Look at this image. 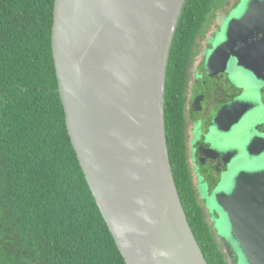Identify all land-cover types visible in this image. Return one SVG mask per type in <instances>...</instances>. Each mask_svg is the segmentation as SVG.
<instances>
[{
    "label": "water",
    "instance_id": "95a60500",
    "mask_svg": "<svg viewBox=\"0 0 264 264\" xmlns=\"http://www.w3.org/2000/svg\"><path fill=\"white\" fill-rule=\"evenodd\" d=\"M187 0H55L52 46L68 132L126 264H208L181 201L165 84ZM228 24L239 66L264 81V0ZM215 207L232 264H264V172ZM234 245V246H233ZM235 247V248H234Z\"/></svg>",
    "mask_w": 264,
    "mask_h": 264
},
{
    "label": "trees",
    "instance_id": "16d2710c",
    "mask_svg": "<svg viewBox=\"0 0 264 264\" xmlns=\"http://www.w3.org/2000/svg\"><path fill=\"white\" fill-rule=\"evenodd\" d=\"M225 2L186 1L166 97L172 61L186 56L187 43ZM54 4L0 0V264H126L68 132L52 46ZM177 187L208 264H232L192 186Z\"/></svg>",
    "mask_w": 264,
    "mask_h": 264
},
{
    "label": "flooded vegetation",
    "instance_id": "af4514ba",
    "mask_svg": "<svg viewBox=\"0 0 264 264\" xmlns=\"http://www.w3.org/2000/svg\"><path fill=\"white\" fill-rule=\"evenodd\" d=\"M231 1L187 43L186 56L172 61L164 100L176 184L192 186L225 243L215 196L231 194L242 175L264 172V81L239 66L236 43L227 37L229 22L248 14L252 0Z\"/></svg>",
    "mask_w": 264,
    "mask_h": 264
},
{
    "label": "rangeland",
    "instance_id": "374dc122",
    "mask_svg": "<svg viewBox=\"0 0 264 264\" xmlns=\"http://www.w3.org/2000/svg\"><path fill=\"white\" fill-rule=\"evenodd\" d=\"M233 1V0H232ZM231 1V2H232ZM176 34V33H175ZM251 77H252V79L253 80H257L258 81V79L255 77V76H253V75H251ZM165 89H166V84H165ZM209 206V205H208ZM209 208H210V206H209ZM211 209V208H210ZM222 231H223V233L225 234V235H227L228 236V234H229V229H228V227H227V225L226 224H224V227H222Z\"/></svg>",
    "mask_w": 264,
    "mask_h": 264
}]
</instances>
